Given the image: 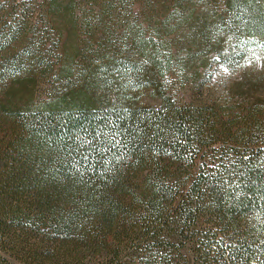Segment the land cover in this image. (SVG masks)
Segmentation results:
<instances>
[{
    "label": "trees",
    "instance_id": "obj_1",
    "mask_svg": "<svg viewBox=\"0 0 264 264\" xmlns=\"http://www.w3.org/2000/svg\"><path fill=\"white\" fill-rule=\"evenodd\" d=\"M256 59L264 0H0V264H264Z\"/></svg>",
    "mask_w": 264,
    "mask_h": 264
},
{
    "label": "rangeland",
    "instance_id": "obj_2",
    "mask_svg": "<svg viewBox=\"0 0 264 264\" xmlns=\"http://www.w3.org/2000/svg\"><path fill=\"white\" fill-rule=\"evenodd\" d=\"M134 11L138 12L137 6L134 7ZM219 80L222 84H226L230 90L229 95L232 96V89L236 87V84H239V78L241 76L249 77L251 80H255L256 82L260 83L262 89L261 91H256L261 98H264V64L262 65L258 59L252 62H247L242 70H238L237 72L231 73L230 71L226 70L225 68L218 69ZM173 91V90H172ZM175 99L176 101H188L187 92L185 91V87L178 88L175 91ZM143 102L145 104H152L158 105V101H150L144 99Z\"/></svg>",
    "mask_w": 264,
    "mask_h": 264
}]
</instances>
